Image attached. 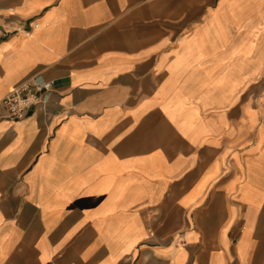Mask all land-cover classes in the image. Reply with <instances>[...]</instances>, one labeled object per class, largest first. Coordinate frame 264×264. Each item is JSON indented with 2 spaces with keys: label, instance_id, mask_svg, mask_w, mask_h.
<instances>
[{
  "label": "crops",
  "instance_id": "0c3cea01",
  "mask_svg": "<svg viewBox=\"0 0 264 264\" xmlns=\"http://www.w3.org/2000/svg\"><path fill=\"white\" fill-rule=\"evenodd\" d=\"M0 264H264V0H0Z\"/></svg>",
  "mask_w": 264,
  "mask_h": 264
},
{
  "label": "built area",
  "instance_id": "2783aa9c",
  "mask_svg": "<svg viewBox=\"0 0 264 264\" xmlns=\"http://www.w3.org/2000/svg\"><path fill=\"white\" fill-rule=\"evenodd\" d=\"M52 93V81L34 76L14 86L1 103L13 118L18 119L25 110L49 102Z\"/></svg>",
  "mask_w": 264,
  "mask_h": 264
}]
</instances>
